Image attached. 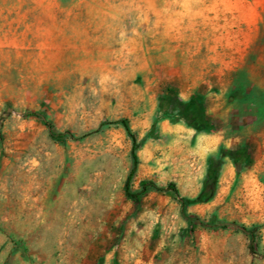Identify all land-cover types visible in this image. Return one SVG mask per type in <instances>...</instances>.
I'll use <instances>...</instances> for the list:
<instances>
[{
	"label": "rangeland",
	"instance_id": "374dc122",
	"mask_svg": "<svg viewBox=\"0 0 264 264\" xmlns=\"http://www.w3.org/2000/svg\"><path fill=\"white\" fill-rule=\"evenodd\" d=\"M0 264H264V0H0Z\"/></svg>",
	"mask_w": 264,
	"mask_h": 264
},
{
	"label": "trees",
	"instance_id": "16d2710c",
	"mask_svg": "<svg viewBox=\"0 0 264 264\" xmlns=\"http://www.w3.org/2000/svg\"><path fill=\"white\" fill-rule=\"evenodd\" d=\"M170 102L172 105H174V110L164 111L163 117H170V118H173L175 121H180V120L190 121L193 119L194 120L198 119V121L200 123H202V125L204 126V130L212 129V126H211L210 122L208 121V118L206 117L205 110H204V104H203V101L201 99L193 96L188 101H184L178 95L175 94L171 97ZM28 114L38 116L48 126L50 134L52 137L60 138V137L64 136L65 134L69 133V132H56V131H54L52 123L50 122V120H48L46 115L42 112L30 111V112H28ZM120 121L123 123L124 127L126 128L127 132L129 133V135L132 137L133 144H134V146H133L134 167L128 176L125 190H126V194L129 198L138 202L140 195L145 193L150 186L157 189V190H162L164 188L158 186L154 182H144L142 190H140L138 192H133L130 189V185H129L130 180H131L132 175L134 174L135 169H136L137 164H138V156L136 153L137 137L132 132L128 119L125 118V119H122ZM70 135H72V134H70ZM72 137H74V136L72 135ZM165 189L172 190L174 193L178 194L177 187L174 183L169 184L167 186V188H165ZM181 200L184 204L187 202V200L185 198H181ZM201 200H202L201 198L198 199V201H201ZM190 220L197 221L198 223H200L202 225H209V224H205L200 218L190 217ZM232 224L233 223H231V222H220V223H218L219 226L225 227V228L230 227ZM243 229L246 232L250 233L252 239L254 238V232L252 230H249L247 228H243ZM252 247L253 246L251 245V248Z\"/></svg>",
	"mask_w": 264,
	"mask_h": 264
},
{
	"label": "water",
	"instance_id": "95a60500",
	"mask_svg": "<svg viewBox=\"0 0 264 264\" xmlns=\"http://www.w3.org/2000/svg\"><path fill=\"white\" fill-rule=\"evenodd\" d=\"M9 110H11V109H9Z\"/></svg>",
	"mask_w": 264,
	"mask_h": 264
}]
</instances>
